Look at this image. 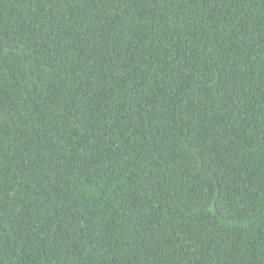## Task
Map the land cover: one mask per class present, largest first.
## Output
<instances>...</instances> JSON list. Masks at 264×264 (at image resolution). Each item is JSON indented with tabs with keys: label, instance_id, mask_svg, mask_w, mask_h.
<instances>
[{
	"label": "trees",
	"instance_id": "1",
	"mask_svg": "<svg viewBox=\"0 0 264 264\" xmlns=\"http://www.w3.org/2000/svg\"><path fill=\"white\" fill-rule=\"evenodd\" d=\"M0 264H264V0H0Z\"/></svg>",
	"mask_w": 264,
	"mask_h": 264
}]
</instances>
